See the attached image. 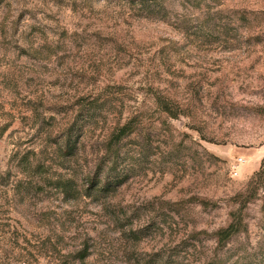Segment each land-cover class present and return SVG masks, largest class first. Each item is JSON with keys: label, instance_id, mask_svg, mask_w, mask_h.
<instances>
[{"label": "rangeland", "instance_id": "obj_1", "mask_svg": "<svg viewBox=\"0 0 264 264\" xmlns=\"http://www.w3.org/2000/svg\"><path fill=\"white\" fill-rule=\"evenodd\" d=\"M0 264H264V0H0Z\"/></svg>", "mask_w": 264, "mask_h": 264}, {"label": "trees", "instance_id": "obj_2", "mask_svg": "<svg viewBox=\"0 0 264 264\" xmlns=\"http://www.w3.org/2000/svg\"><path fill=\"white\" fill-rule=\"evenodd\" d=\"M133 127L130 125H126L120 129L117 130L116 134H114L113 137V142H117L120 137H122L123 135H125L129 130H131ZM72 129V125L67 129V133L68 134L66 136V142H69V137H70V131ZM69 146V145H67ZM71 149V148H69ZM96 191H99V188H95ZM100 190H107V186H104L103 188H101ZM237 232V226L234 223H230L227 227L221 229L220 231H218L217 233V237H218V243H223L226 240H228L230 237H232V235H234Z\"/></svg>", "mask_w": 264, "mask_h": 264}]
</instances>
